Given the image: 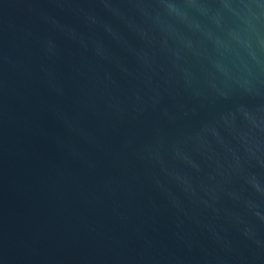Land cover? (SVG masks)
<instances>
[{
  "label": "water",
  "instance_id": "95a60500",
  "mask_svg": "<svg viewBox=\"0 0 264 264\" xmlns=\"http://www.w3.org/2000/svg\"><path fill=\"white\" fill-rule=\"evenodd\" d=\"M0 264H264V0H0Z\"/></svg>",
  "mask_w": 264,
  "mask_h": 264
}]
</instances>
